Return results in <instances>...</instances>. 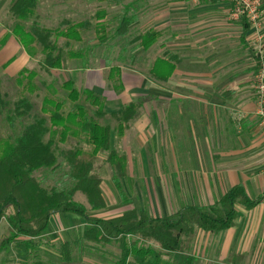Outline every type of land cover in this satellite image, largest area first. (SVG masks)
Wrapping results in <instances>:
<instances>
[{"label": "crops", "instance_id": "1", "mask_svg": "<svg viewBox=\"0 0 264 264\" xmlns=\"http://www.w3.org/2000/svg\"><path fill=\"white\" fill-rule=\"evenodd\" d=\"M11 1L0 0V55L11 51L5 59L0 56V67L10 68L20 59L22 63L12 73L18 74L34 55L24 49L13 32L15 24H23L10 14ZM54 1L83 5L82 0ZM229 6L222 0L124 1L123 8L130 9L133 16L128 32L122 36L131 39L125 53L128 46L139 45L133 52L132 64L95 69L66 67L65 80L101 98L104 116H110L112 121L104 124L110 127V149L125 157L127 174L134 172L135 195H124L126 207L122 212L96 216L110 218L136 209L162 218L186 205L212 206L237 184L251 199L264 195V126L255 116L250 82L254 51L248 30L243 34L241 20L229 19ZM46 18L34 11L31 24ZM75 22L78 20L72 23ZM147 31L156 36L145 48L140 37ZM79 55L69 52L71 60ZM61 56V68L55 71L64 68L62 51ZM157 60L163 63L156 64V74L165 78L152 73ZM111 67L118 71L113 74ZM131 103V118L124 121L112 117V113ZM232 113H241V119L235 120ZM100 177L108 204L104 189L108 183ZM125 178L126 174L122 179ZM111 186L116 189L113 177ZM137 195L141 210L136 205L128 206ZM237 210L234 225L226 230L212 233L197 229L189 248L198 253L192 255L197 257L193 264H264V199L251 209L237 205ZM2 222L9 227L2 219L0 228ZM8 236L9 232L5 235L1 229L0 243ZM20 237L2 246L0 264H26L23 254L36 246L30 245L31 238L26 236L23 237L28 241L16 243Z\"/></svg>", "mask_w": 264, "mask_h": 264}, {"label": "trees", "instance_id": "2", "mask_svg": "<svg viewBox=\"0 0 264 264\" xmlns=\"http://www.w3.org/2000/svg\"><path fill=\"white\" fill-rule=\"evenodd\" d=\"M37 1L12 0L9 6L10 14L15 19L25 20L34 15ZM105 16L103 10L94 15V18H99L95 22V29L100 40L105 39L106 27L103 21ZM94 18L75 23L65 19L62 21L66 24L64 29H49L39 25L37 21L26 29L17 23L13 27V32L27 52H34V43L40 45L44 55L41 68L50 72L52 69L61 68L62 64L61 49L53 36L79 40L80 30L92 24ZM240 20L245 34L249 28L248 22L244 17ZM132 21L133 16L125 11L115 28V35L124 36ZM155 36L156 33L153 31L145 32L140 37V44L148 48ZM254 57L256 58L255 53ZM158 63H163V60L155 62L152 73L159 78H165L166 75L156 74ZM111 71L114 74L118 68L111 67ZM35 75L36 72L23 68L15 80L21 84L24 79L30 81ZM62 87L67 91V98L75 103L73 110L64 112L61 101L44 97L41 106L43 115L24 126L14 137L0 139V220L5 219L10 227V236L1 241L0 249L19 236L31 239L40 236L49 227V219L53 213H71L84 218L86 224L90 226L84 232L86 239L103 244L118 243L120 257L114 264H193L192 255H187L182 262L177 263L163 259L162 254L186 252L195 238L197 229L212 233L226 230L234 225L238 216L237 205L251 209L264 199V195L256 199L249 198L244 187L237 184L212 206L186 205L162 218L148 216L136 209L126 210L121 215L110 218L87 214L85 206L73 196L78 191L82 192L92 210L105 207L101 191L102 179L94 167L97 156L106 153V162L115 170L113 183L122 196L124 194L121 179L126 174V159L110 149V127L89 117L85 106L77 103L81 95H84V99L96 107L94 115L102 118L105 112L101 98L90 89L78 91L71 80H65ZM3 103L0 100V114L3 111L1 108ZM29 107L26 99H20L12 112L23 115L25 112L22 109ZM133 108L134 105L131 103L122 111L112 113V117L126 121L133 116ZM44 114H48L47 117ZM6 118L12 125L14 119L10 110ZM69 137H83L91 146L89 151H83L78 146L60 150V154L70 165L72 186L43 187L33 172L41 168H55L58 144L65 142ZM132 237L154 242L158 250L152 245L139 246L136 240H130ZM129 257H132L133 261H129Z\"/></svg>", "mask_w": 264, "mask_h": 264}, {"label": "rangeland", "instance_id": "3", "mask_svg": "<svg viewBox=\"0 0 264 264\" xmlns=\"http://www.w3.org/2000/svg\"><path fill=\"white\" fill-rule=\"evenodd\" d=\"M85 1L86 0L81 1L83 3L81 7L77 5L57 3L54 0L40 1L39 9L35 10V13H40V15L47 17L45 21L43 19L38 22L39 25L44 27L51 26L52 28L64 29L66 24L62 23V21L65 19H70L71 22L76 20H86L90 17L94 18L96 12L103 10L106 14V17L104 18L106 27L104 31L105 39L100 40L98 38L99 33L95 29V22L99 18H94L92 24L81 30V39H55L64 56V68L60 71L52 69L50 72H47L41 68L44 55L38 43H35V49L33 52L34 56L30 61L31 63L25 68L28 71L36 72L35 77L30 81L24 79L23 82L19 84L15 80L18 74H12L22 63L20 59L12 63L10 68L0 67V100L4 102V107L1 106L3 111L0 114V139L14 137L24 126L33 122L36 117L43 115L41 112V106L44 97H50L55 101H61L63 103L64 112L75 108V103L67 98V91L62 87V83L66 79L67 72L65 69L67 66L95 69L103 65L126 66L132 64L133 52L134 50H137L139 45L131 46L134 49L128 46L127 52L125 53L127 43L131 39H124L120 36H116L115 28L118 25L122 14L125 11L130 13V9L123 8L124 1L129 2L133 0H88L87 5H85ZM33 18L34 15L25 20H21L20 22L26 29H29L33 24H31ZM70 51L72 53H79L80 55L75 57L78 59L71 60V57L69 56ZM10 53L11 51L8 49L7 51L2 52L0 56L2 59H5ZM254 71L255 63L253 65L250 82L254 93L255 116L261 123V118L256 113L258 98L254 87ZM73 86L80 92L83 90L74 83ZM20 99H26L30 104L29 108L22 109L25 112L23 115L16 114L14 111L12 112L15 104ZM77 103L83 104L87 110L88 116L97 120L100 124L104 125L107 122H112L109 121L110 116L107 117L106 115V117L103 116L102 118L95 116L94 111L96 107L86 101L84 95H81ZM9 110L14 119L12 125L6 118ZM44 115L47 117L48 114ZM262 126H264V124H262ZM47 138L48 135L45 136V139ZM58 146L57 166L53 169L41 168L33 172V175L39 183L46 188H69L73 184V179L70 176V165L62 157L60 150L70 149L74 146L80 147L83 151H89L91 148V146L84 141L83 137H69L65 142L59 143ZM94 167L95 171L107 180L108 188L104 184V189L107 195L108 204L105 203V207L102 209L92 210L82 192H76L73 198L78 202L84 203L86 212L89 215L108 217L121 213L122 209L126 207L123 202L124 195L128 193L131 194L132 197L135 195L136 188L133 187L134 182L132 179L134 172L126 173V178L122 179L124 192H122V194H124L122 196L115 188L112 189L111 181L115 170L113 166L106 162V153H100L97 156L94 161ZM140 200L141 199H139V196L137 195L134 199L132 198L131 201H133V203L128 206H138ZM139 206L138 210H141ZM52 215V220L48 229L44 232V235L30 240V245L36 246V249H27V252L23 254L26 264H114V262L120 257V247L118 243H96L84 237V230L90 226L85 223L83 218L75 215L65 216L57 212ZM1 229H3L5 235H8V232L10 234V229L5 222H2L0 232ZM28 240L29 238L22 236L16 241V243L21 244ZM130 240H136L139 246L152 245L158 250L154 242L137 240L136 237H132ZM196 254L198 255V253L191 250L186 251L185 253H163L162 258L180 263L187 255ZM194 259H197V257H194ZM129 261H133L132 257H129Z\"/></svg>", "mask_w": 264, "mask_h": 264}, {"label": "built area", "instance_id": "4", "mask_svg": "<svg viewBox=\"0 0 264 264\" xmlns=\"http://www.w3.org/2000/svg\"><path fill=\"white\" fill-rule=\"evenodd\" d=\"M229 3V19L240 20L245 18L248 22V39L255 58V71L253 79L257 93L256 113L264 124V0H222ZM235 119L242 117L241 113H234Z\"/></svg>", "mask_w": 264, "mask_h": 264}]
</instances>
